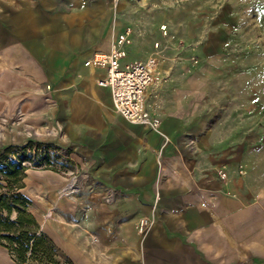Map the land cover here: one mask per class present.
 I'll use <instances>...</instances> for the list:
<instances>
[{"label": "crops", "instance_id": "1", "mask_svg": "<svg viewBox=\"0 0 264 264\" xmlns=\"http://www.w3.org/2000/svg\"><path fill=\"white\" fill-rule=\"evenodd\" d=\"M190 2L0 0V116L26 120L4 130L0 151L55 144L92 179L71 196L66 177L32 169L22 190L72 264H264V101H244L216 50L196 44L180 14ZM128 30L122 68L162 58L146 96L159 131L117 113L107 71L86 65ZM34 128L40 138L25 135ZM0 264H16L1 244Z\"/></svg>", "mask_w": 264, "mask_h": 264}, {"label": "rangeland", "instance_id": "2", "mask_svg": "<svg viewBox=\"0 0 264 264\" xmlns=\"http://www.w3.org/2000/svg\"><path fill=\"white\" fill-rule=\"evenodd\" d=\"M191 2L190 8L182 10L180 14L182 16L185 12L190 14L192 25L190 28L198 39L196 44L209 45L216 50L217 53L212 57L218 58L211 62L217 65V69L228 73L227 77H231V81L241 90L240 97L244 101L252 97L264 101V0H191ZM193 61L198 63L197 58ZM244 101L243 103H246ZM245 107L246 105L242 106ZM23 114L21 109L17 111L15 118L12 119L14 123L0 116V141L4 139V130L6 132L15 123L20 125L26 123ZM30 130L38 131L39 128ZM24 133L26 135L25 130ZM41 135L40 132V136L36 137L40 138ZM64 168V171L58 173L68 179L67 185L75 176L79 177L81 174L75 170L72 161L65 164Z\"/></svg>", "mask_w": 264, "mask_h": 264}, {"label": "trees", "instance_id": "3", "mask_svg": "<svg viewBox=\"0 0 264 264\" xmlns=\"http://www.w3.org/2000/svg\"><path fill=\"white\" fill-rule=\"evenodd\" d=\"M60 149L31 140L0 151V244L16 264H72L42 231L31 213L33 202L22 194L27 172L59 163Z\"/></svg>", "mask_w": 264, "mask_h": 264}, {"label": "built area", "instance_id": "4", "mask_svg": "<svg viewBox=\"0 0 264 264\" xmlns=\"http://www.w3.org/2000/svg\"><path fill=\"white\" fill-rule=\"evenodd\" d=\"M117 4L120 0H114ZM130 31L120 35L113 44L109 54H98L90 59L86 65L100 67L107 71V78L100 81L101 86L109 87L112 92L115 110L126 121L134 125H141L153 131H159L161 122L153 118L146 109V96L148 89L156 82V75L160 64L159 52H156L145 63H135L133 65L121 67V60L127 56L125 46L131 43ZM21 119V117H20ZM19 123V122H18ZM20 124V123H19ZM29 138L40 136L38 131L26 130ZM61 160L51 166H44V169H53L57 172L64 171V165L71 160L63 150L58 151ZM161 157V154L159 155ZM42 168V169H43ZM75 170L81 172L75 167ZM223 180H227V173L218 171ZM92 184V179L86 173L81 172L80 176H75L73 180L63 189L65 195H79ZM117 198V192L112 188L104 189V203L112 205ZM53 218V216L48 215ZM151 222L142 219L138 226L141 235L147 233ZM93 243H98L97 237H92Z\"/></svg>", "mask_w": 264, "mask_h": 264}]
</instances>
